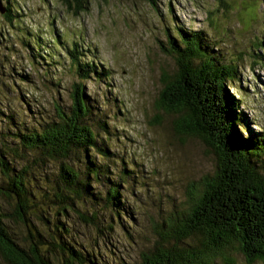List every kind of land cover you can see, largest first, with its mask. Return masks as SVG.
Instances as JSON below:
<instances>
[{
	"label": "trees",
	"instance_id": "16d2710c",
	"mask_svg": "<svg viewBox=\"0 0 264 264\" xmlns=\"http://www.w3.org/2000/svg\"><path fill=\"white\" fill-rule=\"evenodd\" d=\"M142 1L158 9V0ZM207 38L201 30H167L161 48L176 66L165 73L160 98L177 117L179 135L203 142L216 169L160 224L153 245L133 264H264V129L254 132L247 124L227 85L237 66L215 55ZM92 75H101L95 65L79 66L81 79ZM6 111L0 119V264H108L101 249L111 245L109 236L117 227L130 234L123 221L127 197L115 181L129 172L110 170L101 141L107 122L84 86L74 84L70 106L57 103L52 115L27 102L32 119Z\"/></svg>",
	"mask_w": 264,
	"mask_h": 264
},
{
	"label": "rangeland",
	"instance_id": "374dc122",
	"mask_svg": "<svg viewBox=\"0 0 264 264\" xmlns=\"http://www.w3.org/2000/svg\"><path fill=\"white\" fill-rule=\"evenodd\" d=\"M79 1L0 0V119L6 120L7 106L30 117L26 102L52 115L57 103L70 106L74 84L84 86L107 122L101 141L109 148L110 170L129 172L115 181L127 197L123 221L130 234L117 227L101 252L108 264H133L153 245L160 224L216 169L211 150L180 136L177 117L161 102L165 73L176 66L161 42L167 44V30L203 31L214 54L237 66L227 85L251 130L262 131L264 0H158L157 10L142 0ZM88 63L101 75L81 79L79 66Z\"/></svg>",
	"mask_w": 264,
	"mask_h": 264
},
{
	"label": "water",
	"instance_id": "95a60500",
	"mask_svg": "<svg viewBox=\"0 0 264 264\" xmlns=\"http://www.w3.org/2000/svg\"><path fill=\"white\" fill-rule=\"evenodd\" d=\"M0 9H1V12L3 13V9L0 7Z\"/></svg>",
	"mask_w": 264,
	"mask_h": 264
}]
</instances>
